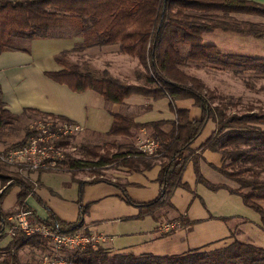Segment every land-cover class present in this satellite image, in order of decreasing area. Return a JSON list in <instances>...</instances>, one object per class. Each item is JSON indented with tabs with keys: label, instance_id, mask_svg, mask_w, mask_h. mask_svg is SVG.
Returning a JSON list of instances; mask_svg holds the SVG:
<instances>
[{
	"label": "trees",
	"instance_id": "trees-1",
	"mask_svg": "<svg viewBox=\"0 0 264 264\" xmlns=\"http://www.w3.org/2000/svg\"><path fill=\"white\" fill-rule=\"evenodd\" d=\"M206 12L243 13L264 17V6L246 0H0V55L6 52L21 51L30 53V44L34 40L49 39L53 30L68 25L73 33H82L94 45H119L120 52L138 58L148 71L143 87L123 83L112 77L108 71H89L78 64L68 61L69 51L56 56V62L62 67L58 72L45 73L47 77L60 85H66L76 93L92 90L100 94L110 104H123L134 95L150 98L154 101L167 98L170 110L176 115V121H156L136 123L133 116L114 114L109 135L131 137L134 131L143 128L152 130V136L160 145V154L164 159L157 178L160 195L148 203H136L130 199L124 188V200L139 210V219L165 208H172V197L178 188L189 190L183 181L189 160L194 163L197 181L207 189L218 192L226 190L241 197L248 208L261 216L264 231V112L253 110L245 114L228 113L225 100L215 105V98L206 91L205 84L181 70L185 61L212 63L223 69L241 66L264 75V58L246 55H228L214 45L202 42V34L217 27L206 24L203 14ZM229 29L254 38L264 39V28L247 25H233ZM189 47L183 56L180 47ZM193 100L200 109V119L191 120L187 109L178 110L176 103ZM33 112V110H26ZM42 118H56L62 122L69 120L51 114L38 112ZM20 116L11 114L3 102L0 87V136L5 127L18 121ZM209 122L216 124L215 132L203 144V148L221 154L223 165L213 168L225 178L234 181L239 189L224 184H213L205 179L201 172L199 158L192 153V145L203 134ZM171 125L168 133L161 128ZM29 128L25 137L12 147L23 145L29 137ZM69 145V142L64 143ZM94 150V149H93ZM88 153L95 155L92 149ZM130 154L113 155L107 162L123 161ZM193 155V156H192ZM105 160L99 165L107 164ZM71 167L79 164L68 159ZM97 164V165H98ZM0 180L3 186L0 192V241L6 236L5 230L11 226L9 217L22 211L32 210L28 198L33 196L48 213L45 223L60 232H75L85 227L84 216L87 208L80 202V218L76 223L61 221L34 193V187L21 179L16 173L8 172L0 165ZM108 182L95 178L89 184ZM80 184V196L83 186ZM14 188L19 189L15 206L3 210L6 198ZM250 190L248 193L243 191ZM33 211V210H32ZM34 213V211H33ZM35 214V213H34ZM181 227L193 225L186 217L180 216ZM231 218L223 219L228 222ZM45 240L26 237L20 233L3 248L5 255L0 264H21L19 251L25 246H41ZM103 249H88L74 258L85 264H264V247L233 240L232 243L217 249L208 247L189 251L179 255L141 256L120 255L109 257Z\"/></svg>",
	"mask_w": 264,
	"mask_h": 264
},
{
	"label": "crops",
	"instance_id": "crops-1",
	"mask_svg": "<svg viewBox=\"0 0 264 264\" xmlns=\"http://www.w3.org/2000/svg\"><path fill=\"white\" fill-rule=\"evenodd\" d=\"M246 1L264 6V0ZM203 15V20L207 24L222 27L204 32L202 42L206 45H214L222 53L228 55H241L235 54L234 49L231 48L230 44L232 41L235 42L234 39L251 37L229 29L230 26L261 27L255 21L259 17L256 15L222 12H206ZM223 40H226L222 43L225 44L224 46L219 43ZM64 51H71L73 55L78 54L76 63L82 68L89 67L90 71H110L111 75L110 66L113 62H128L129 59L135 58L122 54L119 45L98 46L91 43L90 40L88 43L87 37L82 33L34 40L30 44V53L21 51L3 53L0 55V73H8L6 80L8 89L2 80H0V87L5 107L11 114L22 117L29 109L33 110V112H28L31 118L41 117L38 112L65 118L83 127V138L94 140V143L103 139L108 141L118 139L117 149L123 153L132 154L131 156L137 154L135 152L137 138H153V131L143 128L134 131L130 138L109 136L114 114L133 115L135 122L139 124L162 120L176 121V115L170 110V101L167 98L148 101L143 96L134 95L123 104H110L95 91L76 93L66 85L56 83L45 73L58 72L62 69L55 58ZM94 52L99 54L93 57L92 53ZM113 77L117 78V74H114ZM175 105L178 110H189L191 120L200 119L201 111L195 106L193 100L178 101ZM141 108L145 109L141 110ZM171 129V125H166L161 128V131L168 133ZM215 130L216 124L209 122L191 149L193 155L199 158L200 168L205 179L211 183L216 180L215 184H225L224 180L218 182L220 176L213 168V166L220 167L222 165L221 154L203 148V144ZM133 139L134 141L131 142ZM128 141L131 143L129 144ZM163 160L161 155L131 157L129 163L121 165L111 179L104 178L108 181L107 183L96 184L88 183L94 177L90 178L81 173L72 175L71 172L60 171L22 175L16 170L13 171L21 179L31 184L34 187V193L49 210L65 223H76L79 220L81 202L87 208V213L84 216V231L90 235H102L109 238L108 243L101 247L110 254L109 257L129 254L135 256L144 254L179 255L205 247L221 248L226 246L223 244L229 241L232 243L234 239L231 238V228L228 226L231 220L224 222L223 219L226 218L214 212L209 215L202 207L200 200L193 195L197 180L192 160H189L183 177V181L191 188L192 193L182 188L176 189L172 197V204L176 207V211L169 208V210L161 211H166L165 213L157 212L154 216H147L141 219L143 221H140L139 210L125 202L121 187L136 203L154 201L160 195L157 178ZM81 183H88L83 186L82 196H80ZM18 193L19 189L14 188L4 201V211L11 210L15 206ZM11 196L14 197V200L7 203ZM178 198L181 204L179 207L176 206ZM28 204L34 211L37 220L48 218V213L43 205H40L33 196L28 198ZM180 216H186L193 225L180 227L170 234H162L158 231V225L166 223V219L179 222L177 219ZM31 247L41 250L39 246ZM49 248L51 249L50 246Z\"/></svg>",
	"mask_w": 264,
	"mask_h": 264
},
{
	"label": "rangeland",
	"instance_id": "rangeland-1",
	"mask_svg": "<svg viewBox=\"0 0 264 264\" xmlns=\"http://www.w3.org/2000/svg\"><path fill=\"white\" fill-rule=\"evenodd\" d=\"M251 15L254 16L253 14ZM255 21L258 23V25L264 28L263 16H259L257 19H255ZM70 34H72V32L66 24H64L62 27L56 28L52 32V35L54 36H63ZM234 40L235 42L230 41V45L231 48L234 49L235 54L246 55L254 58H264V39L254 37H241ZM223 42H226V40L219 42L220 45L224 46L225 44H222ZM232 43L235 45H233ZM180 49L182 51L183 56H186L189 52V47L181 46ZM97 54L99 53L94 52L92 53V56L94 57ZM77 55L78 54L73 55L70 51L67 55L68 61L73 64H78L76 63L78 62ZM129 60L130 61L128 62H113L110 66L112 75L114 76V74H117V78H114L123 83L140 87L145 86V75L147 74L148 69L143 66L137 58ZM84 69H87L89 71L91 70V68L89 67H86ZM181 70L187 75L192 76L193 78L200 79L205 84L206 91H208L216 99L214 103L215 105H218L220 104V101L225 100V104H228V113H237L242 115L249 110H253L257 113L264 112L263 74L241 66L227 67L223 69L222 67L215 66L212 63H199L187 60L185 61V64L181 67ZM7 79L8 73H0V80H2V82L6 85V89H8L6 82ZM147 99L148 101L151 100L150 98ZM144 109L145 108H141V110ZM45 119L59 120L56 118H31L29 117L28 112H25V115L20 117L18 121H15L11 125L5 127L3 133L0 136V147H11L13 144L19 142L25 137L30 125ZM261 128L264 129V126H261ZM82 133L83 132L77 134L73 138L66 141L69 142L68 149H66L67 158L65 162L66 164H64L61 171L71 172L72 175H77L81 173L89 176L90 178L94 177V179L100 177H102L103 179H111L112 176L116 174V172H118V168L123 165V161H111L109 163L106 160H109L113 155L127 153H123L120 149H117L118 139H113L112 141L103 139L98 140V142L94 143V140L83 138ZM133 141L134 139L131 142ZM128 142L129 144L131 143L130 141ZM87 149H92V152H94L95 155H91L90 153H88ZM135 152H138L137 146L135 147ZM69 158L74 161H77L79 164H77L76 167H71L68 163ZM126 158L127 156H123L122 159ZM101 160H105L107 164L99 165L98 163ZM7 170L8 172H10V174L15 173V171H13L14 169L12 168H7ZM217 174L220 176L218 182H222L221 180H224V183L227 186L233 189H239V185L237 183L228 180L218 171ZM194 175L196 177L195 171ZM214 181L215 182H212L213 184L217 182L216 180ZM0 184L2 188L4 184L1 180ZM187 191L192 193L191 188H189V190ZM218 192H213L207 189L205 186H203L197 181V184L195 186V192L193 195L198 200H200L202 207L209 215H211L210 213L213 214L214 212L217 215L220 214L224 216L225 218H231V221H229L230 223H228V226L231 228V238L244 243L253 244L257 247H264V231L261 225V216L254 210L245 206L241 197L230 194L226 190H223V192H221L220 190V193ZM243 192L248 193L250 192V190H245ZM13 200L14 197L11 196L7 200V203L12 202ZM176 202V206L179 207L181 205L179 198L176 199ZM162 210H169V208L165 207L157 212H161ZM173 210L176 211V207H174ZM177 220H180L179 217ZM140 221L143 220L140 219ZM165 221L166 223L172 222V220L169 219H166ZM12 240L13 239H11V237L5 236L0 241V261L5 257L2 252V249L8 247ZM230 242L231 241L224 243L223 245H227ZM39 247L41 248V250L34 249L30 245L23 247L19 251L20 263L42 264L43 256L49 252L50 248L47 242H44ZM64 254L68 257L75 256V253L70 250L64 251ZM106 255L109 256L110 254L107 253Z\"/></svg>",
	"mask_w": 264,
	"mask_h": 264
},
{
	"label": "built area",
	"instance_id": "built-area-1",
	"mask_svg": "<svg viewBox=\"0 0 264 264\" xmlns=\"http://www.w3.org/2000/svg\"><path fill=\"white\" fill-rule=\"evenodd\" d=\"M80 124L45 119L29 126V137L19 147H0V165L16 170L19 174L60 172L66 164V141L83 131ZM138 152L134 156L156 157L161 155L160 143L151 137L137 138ZM134 156H127L131 158ZM11 226L5 235L15 238L18 233L26 237L45 240L51 249L43 256L42 264H85L74 257H68L64 251L70 250L82 254L88 249L98 250L107 244V236L87 234L84 229L75 232L55 231L45 223L37 221L32 210H25L9 217ZM181 227L179 222L159 225L158 231L170 234Z\"/></svg>",
	"mask_w": 264,
	"mask_h": 264
}]
</instances>
